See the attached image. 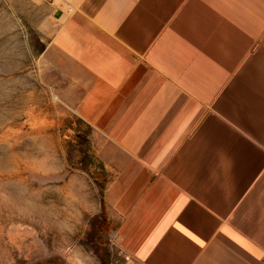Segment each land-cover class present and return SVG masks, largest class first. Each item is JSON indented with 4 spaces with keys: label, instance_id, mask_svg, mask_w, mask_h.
<instances>
[{
    "label": "crops",
    "instance_id": "crops-1",
    "mask_svg": "<svg viewBox=\"0 0 264 264\" xmlns=\"http://www.w3.org/2000/svg\"><path fill=\"white\" fill-rule=\"evenodd\" d=\"M47 5L113 175L105 264H264V0Z\"/></svg>",
    "mask_w": 264,
    "mask_h": 264
},
{
    "label": "rangeland",
    "instance_id": "rangeland-1",
    "mask_svg": "<svg viewBox=\"0 0 264 264\" xmlns=\"http://www.w3.org/2000/svg\"><path fill=\"white\" fill-rule=\"evenodd\" d=\"M54 27L40 0H0V264H105L113 175L53 83Z\"/></svg>",
    "mask_w": 264,
    "mask_h": 264
},
{
    "label": "built area",
    "instance_id": "built-area-1",
    "mask_svg": "<svg viewBox=\"0 0 264 264\" xmlns=\"http://www.w3.org/2000/svg\"><path fill=\"white\" fill-rule=\"evenodd\" d=\"M41 2L45 3V4H52L54 2H58V1H64V2H69L68 0H40ZM81 0H74V2H78Z\"/></svg>",
    "mask_w": 264,
    "mask_h": 264
},
{
    "label": "water",
    "instance_id": "water-1",
    "mask_svg": "<svg viewBox=\"0 0 264 264\" xmlns=\"http://www.w3.org/2000/svg\"><path fill=\"white\" fill-rule=\"evenodd\" d=\"M109 246L111 248V255H112L113 261L115 262L116 261V255H117L116 249H114V247H112V245H109Z\"/></svg>",
    "mask_w": 264,
    "mask_h": 264
}]
</instances>
